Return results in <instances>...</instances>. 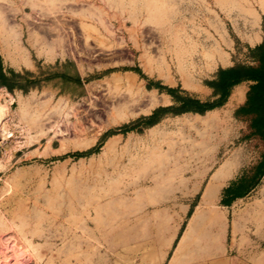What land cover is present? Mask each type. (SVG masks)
<instances>
[{
	"label": "rangeland",
	"instance_id": "1",
	"mask_svg": "<svg viewBox=\"0 0 264 264\" xmlns=\"http://www.w3.org/2000/svg\"><path fill=\"white\" fill-rule=\"evenodd\" d=\"M258 45L264 0H0V264H264V170L222 200L261 157L233 116L248 83L202 114L175 98L215 100ZM121 96L145 105L114 122Z\"/></svg>",
	"mask_w": 264,
	"mask_h": 264
},
{
	"label": "trees",
	"instance_id": "2",
	"mask_svg": "<svg viewBox=\"0 0 264 264\" xmlns=\"http://www.w3.org/2000/svg\"><path fill=\"white\" fill-rule=\"evenodd\" d=\"M253 62L249 64H234L227 68H219L214 78L208 82L213 89L215 100H201L192 96L176 98L178 112H194L202 114L222 102L229 96L232 88L241 82H247L245 98L233 111V116L245 123L243 138L256 140L259 143L261 157L251 174H244L233 180L224 189L225 203L241 196L260 176L264 170V46L258 45L251 49ZM171 93V90H168Z\"/></svg>",
	"mask_w": 264,
	"mask_h": 264
},
{
	"label": "bare ground",
	"instance_id": "3",
	"mask_svg": "<svg viewBox=\"0 0 264 264\" xmlns=\"http://www.w3.org/2000/svg\"><path fill=\"white\" fill-rule=\"evenodd\" d=\"M133 96L132 97L131 96H129V97H127V96H123L122 97L121 96V97H119V98L114 100L113 108L115 109L114 110L115 111L114 114L116 115V117L112 116L113 117L112 119H113L114 122L118 118H120V120H121V118L124 119V118L128 117V115L130 116L132 111L134 109H136V107L138 105H141V104L145 105L144 101L140 102L139 98H136V97H133ZM157 102L158 101L155 98H148V101L146 102V104L148 106H152V105L156 104ZM6 109H7V105L5 103H0V137L2 138V140L5 137H7L9 135V133H10L9 130L4 125V123H2V121H1L2 118L5 115ZM147 112H149L148 108L145 109V113H147ZM211 120L212 119L210 117L205 118L202 124L204 126H208L210 124ZM118 138H119V136L118 137H115V136L112 137L111 136V137H109V138H107L105 140V143H104V145L102 147L103 148V153L105 155L108 154L109 152L114 151V149L116 147V144H117V141H118ZM203 142H206V140H204ZM1 166H2V164L0 163V167ZM232 169H233V163L229 159H225L224 161L219 163V165L217 167H215L213 169L212 173L210 174L209 181L206 183L205 188L203 190L204 191L203 193H204L205 197L211 195L212 193H214L218 189L219 185L221 184V181L230 176V173H231ZM197 215H198L197 212L194 213L193 214V218H194V216H197ZM184 237H185V235L181 236V238L178 241L176 247L174 248V253H176V251L180 248ZM172 259H174V256L172 257Z\"/></svg>",
	"mask_w": 264,
	"mask_h": 264
},
{
	"label": "flooded vegetation",
	"instance_id": "4",
	"mask_svg": "<svg viewBox=\"0 0 264 264\" xmlns=\"http://www.w3.org/2000/svg\"><path fill=\"white\" fill-rule=\"evenodd\" d=\"M244 98H245V96H244ZM244 101V100H243ZM242 103V102H241ZM238 106V105H237Z\"/></svg>",
	"mask_w": 264,
	"mask_h": 264
},
{
	"label": "crops",
	"instance_id": "5",
	"mask_svg": "<svg viewBox=\"0 0 264 264\" xmlns=\"http://www.w3.org/2000/svg\"><path fill=\"white\" fill-rule=\"evenodd\" d=\"M243 101V100H242Z\"/></svg>",
	"mask_w": 264,
	"mask_h": 264
}]
</instances>
